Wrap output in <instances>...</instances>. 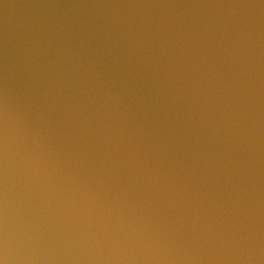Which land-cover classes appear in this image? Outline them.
<instances>
[{"label":"water","instance_id":"obj_1","mask_svg":"<svg viewBox=\"0 0 264 264\" xmlns=\"http://www.w3.org/2000/svg\"><path fill=\"white\" fill-rule=\"evenodd\" d=\"M0 264H264V0H0Z\"/></svg>","mask_w":264,"mask_h":264}]
</instances>
